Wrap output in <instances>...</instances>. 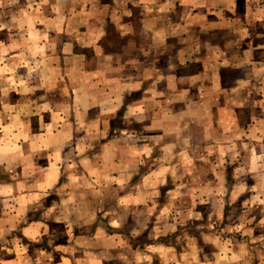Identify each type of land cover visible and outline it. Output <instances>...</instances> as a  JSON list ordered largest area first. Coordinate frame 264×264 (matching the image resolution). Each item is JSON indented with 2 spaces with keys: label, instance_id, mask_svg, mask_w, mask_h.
Returning <instances> with one entry per match:
<instances>
[{
  "label": "rangeland",
  "instance_id": "374dc122",
  "mask_svg": "<svg viewBox=\"0 0 264 264\" xmlns=\"http://www.w3.org/2000/svg\"><path fill=\"white\" fill-rule=\"evenodd\" d=\"M234 7L236 14L228 16L226 10L233 11V6L226 0H0V264H132L138 258L131 250L122 256L64 253L60 247L73 244L64 238L65 232L82 230L54 222L66 196L74 187H81L80 179L72 174L81 177L84 170L73 172L69 166L75 161L67 155L94 146L74 145L69 139L90 134L83 91H91L97 103L88 118L96 126L92 134L104 130L106 113L99 110L96 100L97 82L105 79L100 75H123L122 84L128 87L158 75L160 79L147 88L156 95L164 94L162 76L171 75L169 96L175 87L195 86L201 94L199 103L231 105L242 123L249 114L255 128L239 132L240 137L264 142V73L259 75L264 72V22H260L257 2L249 17L242 14L246 10L243 0H236ZM102 37L113 61L100 54L105 52L98 45ZM75 47L92 48L94 56L77 55ZM246 58L253 61L247 70H230L231 64H241ZM254 58L261 61L254 62ZM174 75L188 78L177 82ZM233 75H248V79L229 89ZM76 91L78 97L73 96ZM251 150L261 152L250 168V198L256 201L264 196V151ZM62 156L64 160L59 159ZM243 194L234 193V204L224 215L234 217L240 212ZM34 202L37 207L29 204ZM111 203L100 201L94 208L102 228L101 219L104 222L105 217L108 221L114 216ZM261 206L252 209L255 216L263 214L264 203ZM50 217V224L43 222ZM33 223L44 231L36 241L23 236ZM234 227L211 224L212 234L205 237L202 233L199 241L197 227L179 229L178 238L170 244L183 251L197 250L200 243L203 253L186 251L182 257L173 253L164 260L167 264H178V259L181 264H264V235L258 233L264 225ZM142 243L141 249L148 247L145 239ZM130 247L127 242L126 248ZM138 259L148 263L145 256Z\"/></svg>",
  "mask_w": 264,
  "mask_h": 264
},
{
  "label": "crops",
  "instance_id": "0c3cea01",
  "mask_svg": "<svg viewBox=\"0 0 264 264\" xmlns=\"http://www.w3.org/2000/svg\"><path fill=\"white\" fill-rule=\"evenodd\" d=\"M226 1H231L233 6V11L226 10L227 15L234 16L236 0ZM243 1L246 10L242 14L251 16L254 11L252 7L257 2V13L262 17L260 22H264V0ZM247 25H251L249 20ZM104 44L106 40L102 37L98 45L103 46L105 52L100 54L105 60L113 61V56L106 54L107 47ZM74 53L87 54L91 58L95 51L92 48L83 50L75 47ZM116 61L115 64L118 63ZM258 61L261 58H254V62ZM252 63L250 58H246L242 59L241 64L234 63L229 67L234 73L236 70H247L246 66L250 67ZM260 72L259 75L264 73ZM122 76H99L105 79L97 82L99 95L96 100L99 110H105L106 117L104 130L98 135L92 134L96 126L88 119L93 108L97 107L91 98L94 95L91 91L81 93L87 98L84 100L88 111L85 119L91 126L90 134L80 138L71 136L69 139L74 145L94 146H86V151L66 157L75 161L74 166H69L73 172L84 171L81 177L72 174V177L80 179L78 186L81 187H74L73 192L66 196V200L58 207L54 222L82 231H66L64 238L73 244L61 246L60 249L67 254L98 256H122L131 250V255H137L141 260L145 256V260H148L146 264H167L165 257L173 253L179 256H186V251L199 255L203 253L200 243L197 250L190 248L182 251L172 246L170 241L178 238L179 229L197 227V230H201L196 232L199 241L202 233L205 237L212 234L211 224H230L232 228L242 224L246 229L262 228L264 212L255 216V210L252 209H262L264 196L262 194L263 199L256 201L250 198L253 175L250 168L251 161L261 157V152H253L251 148L264 151V142L260 138L240 137L239 134L252 132L255 128V122L249 114H246L245 123H242L231 105L199 103L201 94L195 86L193 89L175 87L176 91H172L169 96L171 75L162 76L161 82L165 87L163 95H156L152 88L147 90L149 85L154 86L153 80L160 79L158 75H147L145 80L148 82L133 87L123 85ZM172 78L178 82L181 78L186 81L188 76L174 75ZM247 79L248 75H233L229 89ZM132 95H135L134 98ZM73 96L78 97V92H74ZM138 96L139 99H136ZM114 116L116 119L112 125ZM70 126L75 127L74 123H70ZM59 159L64 160V156ZM53 166L50 162L49 167ZM241 191L244 194L240 195L243 198L240 197L238 203L240 212L234 217L224 215L234 204V193ZM107 200L114 202L109 204L114 207V216L108 221L105 217L104 222L101 219L102 228L97 223L94 208L99 207L100 201ZM35 203L29 204L37 207ZM29 222L30 219L26 221ZM43 222L50 224L51 217ZM33 224L25 229L23 236L36 241L44 235V231ZM92 226L95 228L93 232L88 230ZM109 229L114 231L109 232ZM258 233L264 235V228ZM254 237L249 235V238ZM143 239L148 243L145 249L140 246ZM127 242H130V249L126 248ZM230 252H235V249ZM209 255L212 256L211 251ZM138 258L132 264L139 263ZM179 262L180 259L178 264H181Z\"/></svg>",
  "mask_w": 264,
  "mask_h": 264
}]
</instances>
